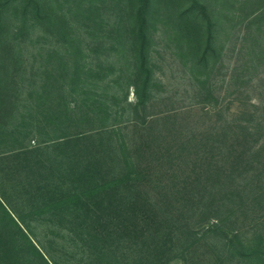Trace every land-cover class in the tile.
<instances>
[{
    "label": "trees",
    "instance_id": "obj_1",
    "mask_svg": "<svg viewBox=\"0 0 264 264\" xmlns=\"http://www.w3.org/2000/svg\"><path fill=\"white\" fill-rule=\"evenodd\" d=\"M64 1L0 0V264H167L172 233L186 228L216 234V264H264V164L253 178L233 176L264 162L263 122L246 106L227 118L232 101L216 84V218L199 231L177 226V194L166 191L179 176L161 171L170 150L149 114L160 9L198 65L216 54L217 72L223 33L236 25L253 27L264 59V0H216V9L211 0H107L110 61L91 58L75 20L87 16L98 40L103 8ZM30 38L47 58L31 60ZM243 215L249 229H231Z\"/></svg>",
    "mask_w": 264,
    "mask_h": 264
},
{
    "label": "rangeland",
    "instance_id": "obj_2",
    "mask_svg": "<svg viewBox=\"0 0 264 264\" xmlns=\"http://www.w3.org/2000/svg\"><path fill=\"white\" fill-rule=\"evenodd\" d=\"M211 1L216 9V0ZM82 2L84 7L92 5L90 0ZM93 2L100 9L103 8L97 21L101 23L96 29V33L102 38L97 40L89 36L93 35L94 30L86 26L89 22L87 16H75V20L86 36L83 45L91 58L110 61L116 58L115 51L110 48L111 43L104 36L110 34L116 15L107 9V0ZM64 3L68 10L74 11L79 2L65 0ZM160 11V14H155L153 22L155 91L149 114L152 119H159L155 122V130L160 133L170 150V159H165L161 171L171 167V170L176 168L178 172L179 183H173V187L168 188L170 192L166 191V195L172 192L177 194L179 209L173 210V214L181 218L177 226L180 224V227L183 225L186 228L189 223L190 228H198L200 231L201 226L204 228L203 224L216 218L215 207L212 208L214 205L209 204L216 201V84L221 96L232 101L225 112L227 118L235 117L233 113L246 106L252 114L257 115L253 123L256 125L263 122L264 125V59L258 58L259 49L254 50L256 36L253 27L248 29L246 25L240 24L231 27L228 33H223L226 48L217 72L216 54L211 57L207 67L198 65L192 44L181 37L182 32L171 13L163 9ZM32 40L30 38L23 43L31 60L33 55L40 60L47 58L46 49L39 50V44ZM44 44L46 46L47 42ZM238 67L239 75L236 74ZM131 98H135L133 92ZM124 131L130 137L133 136V126ZM263 138L264 135L261 140ZM181 144L184 147L181 153L174 152ZM263 164L264 162L245 165L238 170L234 168L236 171L233 176L239 181L253 178L252 174L257 173ZM159 189V196H162V189ZM207 207L210 209L206 210ZM250 218L251 215H243L229 227L248 230L249 224L246 221ZM188 230L176 229L172 233L170 244L173 245V250L167 255V258L170 257L167 264H216V234L203 235L201 231L196 235ZM185 233L182 245L179 238ZM188 245L190 246L187 247Z\"/></svg>",
    "mask_w": 264,
    "mask_h": 264
}]
</instances>
